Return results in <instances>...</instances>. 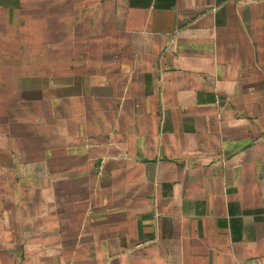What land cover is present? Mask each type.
<instances>
[{
    "label": "crops",
    "instance_id": "obj_1",
    "mask_svg": "<svg viewBox=\"0 0 264 264\" xmlns=\"http://www.w3.org/2000/svg\"><path fill=\"white\" fill-rule=\"evenodd\" d=\"M1 174L0 264H264V0H0Z\"/></svg>",
    "mask_w": 264,
    "mask_h": 264
},
{
    "label": "rangeland",
    "instance_id": "obj_2",
    "mask_svg": "<svg viewBox=\"0 0 264 264\" xmlns=\"http://www.w3.org/2000/svg\"><path fill=\"white\" fill-rule=\"evenodd\" d=\"M17 127V126H16ZM47 145H49L51 148H49V149H53L52 148V146L54 145V143L52 142V141H48L47 142ZM4 178H5V180H4ZM8 181V176H5V175H0V181H2V182H4V181Z\"/></svg>",
    "mask_w": 264,
    "mask_h": 264
}]
</instances>
